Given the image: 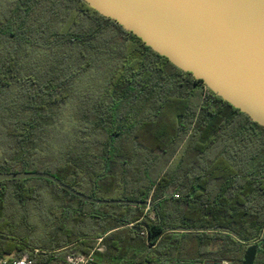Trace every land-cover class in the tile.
Listing matches in <instances>:
<instances>
[{
    "label": "trees",
    "instance_id": "16d2710c",
    "mask_svg": "<svg viewBox=\"0 0 264 264\" xmlns=\"http://www.w3.org/2000/svg\"><path fill=\"white\" fill-rule=\"evenodd\" d=\"M0 169L150 203L0 182V258L264 264V127L85 0H0Z\"/></svg>",
    "mask_w": 264,
    "mask_h": 264
},
{
    "label": "water",
    "instance_id": "95a60500",
    "mask_svg": "<svg viewBox=\"0 0 264 264\" xmlns=\"http://www.w3.org/2000/svg\"><path fill=\"white\" fill-rule=\"evenodd\" d=\"M85 1L264 127V0ZM27 179L52 181L83 202L150 205L98 200L48 173H0V182ZM256 257V246H250L243 264H255Z\"/></svg>",
    "mask_w": 264,
    "mask_h": 264
},
{
    "label": "built area",
    "instance_id": "2783aa9c",
    "mask_svg": "<svg viewBox=\"0 0 264 264\" xmlns=\"http://www.w3.org/2000/svg\"><path fill=\"white\" fill-rule=\"evenodd\" d=\"M95 251H99V249L97 248ZM94 259V251L88 256V258L84 259V258H74V257H68L67 261L71 264H89L91 262H93ZM222 264H229L227 261H221ZM0 264H34L31 261L23 258L20 260H9V259H5V258H0Z\"/></svg>",
    "mask_w": 264,
    "mask_h": 264
},
{
    "label": "rangeland",
    "instance_id": "374dc122",
    "mask_svg": "<svg viewBox=\"0 0 264 264\" xmlns=\"http://www.w3.org/2000/svg\"><path fill=\"white\" fill-rule=\"evenodd\" d=\"M0 173H5V172H2V170L0 169ZM12 173H17V172H12ZM33 237H34V238H41L42 236H41V233L37 232V233H34V234H33ZM42 238H43V237H42ZM43 241L46 242V239L43 238ZM98 249H99V252H104V248H103V247L98 246ZM5 259H9V258H5Z\"/></svg>",
    "mask_w": 264,
    "mask_h": 264
},
{
    "label": "flooded vegetation",
    "instance_id": "af4514ba",
    "mask_svg": "<svg viewBox=\"0 0 264 264\" xmlns=\"http://www.w3.org/2000/svg\"><path fill=\"white\" fill-rule=\"evenodd\" d=\"M0 227H2L1 225H0ZM1 230V229H0Z\"/></svg>",
    "mask_w": 264,
    "mask_h": 264
}]
</instances>
